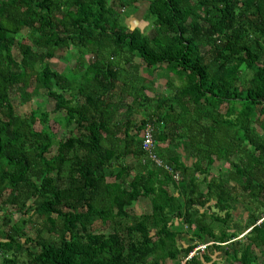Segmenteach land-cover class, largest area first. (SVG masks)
<instances>
[{"label":"trees","instance_id":"1","mask_svg":"<svg viewBox=\"0 0 264 264\" xmlns=\"http://www.w3.org/2000/svg\"><path fill=\"white\" fill-rule=\"evenodd\" d=\"M141 2L149 27L130 28ZM59 51L76 56L67 71L50 66ZM142 70L166 72L169 93L149 95ZM148 123L178 181L142 162ZM212 198L219 214L200 212ZM206 240L264 264V0H0V264H199Z\"/></svg>","mask_w":264,"mask_h":264},{"label":"rangeland","instance_id":"2","mask_svg":"<svg viewBox=\"0 0 264 264\" xmlns=\"http://www.w3.org/2000/svg\"><path fill=\"white\" fill-rule=\"evenodd\" d=\"M146 3L141 2L138 5V8L136 9V11L132 12L130 15H127L125 22L127 23V25L130 28H134V27H139L140 29H145L149 27L148 22L145 20V10H146ZM146 29V30H147ZM149 33H151V30L149 31ZM71 51L74 52V49H72ZM70 52V51H69ZM69 52L67 51H59L57 52V55L54 59L50 60V66L53 68H56L58 70H64L67 71L68 68L70 67V65H73V61L75 59V55H69ZM71 53V52H70ZM142 74H144V76L146 77V79L151 83V90L148 91L149 95H153L155 93L158 94H167L170 91V88L167 87L166 82H167V78L168 76L166 72H162L161 75L159 77H157V75H153L150 76L147 73H145L143 70L141 71ZM155 77V78H154ZM171 81L175 84H178L177 82V78L172 76L171 77ZM15 105V110L17 113H19L22 116H27L30 114V107H31V102H28L25 105H19L18 101L15 100L14 102ZM53 104L51 102L46 101L45 102V108L46 110H48L49 113V122L48 125L51 129H53V131L56 133V137L57 139H61L64 138L65 135L67 134V130L62 129L59 125H57L53 119L54 117H56L58 114H54L52 113L51 110H49V108L51 109V106ZM143 109H139L137 111V113H135L133 115V118H135V120H140L141 117L143 116ZM37 129H40L41 126H39V123L36 124ZM55 151V148L53 147L51 149V152L53 153ZM144 158V157H143ZM143 158H142V162H143ZM132 156L128 155L126 158V162L129 163L132 161ZM224 169V162H215L213 164V166L211 167L210 170V175L213 177H217L219 174H221L223 172ZM201 187L203 189H205V184H202ZM148 200H142L141 202H138L136 204V211H138L139 213L141 212H147V207L149 206ZM215 203V198H212L210 200H208L207 204H206V209L204 210V208H200V212H214L217 213V210L214 208L213 204ZM232 215H231V220L228 222V228L231 231H237L240 235L239 237H241L243 235V233L241 234V231L243 232V224L245 222V217H246V213H245V209L239 204H235L234 208L231 210ZM220 215H223V212L220 213ZM16 218V216H15ZM208 222L209 219H206ZM179 222L177 226H175V230L178 233H182L181 236L178 237L177 239V246L179 247V245H186L188 243H190V241H192L191 239H193V241L195 240V237H193L192 232L187 231V228L185 226V224H183L181 221H177ZM223 227L222 224L220 223H216V222H211V228H213L215 230V232L219 231L221 228ZM107 231V230H105ZM207 244H209L208 240H206V242H199L198 246L201 245H205L207 246ZM197 246V247H198ZM33 247V246H32ZM195 247L194 250L197 248ZM33 250L37 251V248L34 247ZM193 250V252H194ZM197 253H202V251L200 249H198ZM204 251L212 257V259L214 260L211 264H230L226 258L225 255L223 253V251L220 252H214L212 249H204ZM165 264H173V262L170 259H167Z\"/></svg>","mask_w":264,"mask_h":264},{"label":"built area","instance_id":"3","mask_svg":"<svg viewBox=\"0 0 264 264\" xmlns=\"http://www.w3.org/2000/svg\"><path fill=\"white\" fill-rule=\"evenodd\" d=\"M142 138H143L142 149H143V152H144L143 162L149 161L151 164H153V166L165 170L166 172L171 174V176L173 177V179L175 181H178L179 178H180L179 172L175 171L173 169L172 165H169L168 163H165L160 157H158V155L156 153V144H155L156 142L154 140V128H153V126L151 124L148 123L142 128ZM205 247H206L205 245L198 246L194 250V253L198 249L203 251L205 249ZM194 253L191 252L189 254L190 257Z\"/></svg>","mask_w":264,"mask_h":264},{"label":"crops","instance_id":"4","mask_svg":"<svg viewBox=\"0 0 264 264\" xmlns=\"http://www.w3.org/2000/svg\"><path fill=\"white\" fill-rule=\"evenodd\" d=\"M246 233V232H245ZM245 233H243V234H245ZM184 246H186V245H184ZM215 252V251H214ZM191 253V252H190ZM192 253H194L193 251H192ZM203 254H206V252L204 251V252H202V253H199V260H200V263L199 264H211L214 260L212 259V257H211V261L210 262H205L202 258H201V255H203ZM187 258H190V255L187 257ZM186 261V259H183L182 260V262H185Z\"/></svg>","mask_w":264,"mask_h":264}]
</instances>
